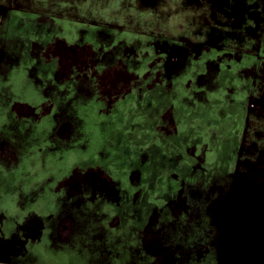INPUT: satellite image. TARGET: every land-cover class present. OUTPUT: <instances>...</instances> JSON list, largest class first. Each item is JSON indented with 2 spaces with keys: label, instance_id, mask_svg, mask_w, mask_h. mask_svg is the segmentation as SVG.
Instances as JSON below:
<instances>
[{
  "label": "rangeland",
  "instance_id": "374dc122",
  "mask_svg": "<svg viewBox=\"0 0 264 264\" xmlns=\"http://www.w3.org/2000/svg\"><path fill=\"white\" fill-rule=\"evenodd\" d=\"M0 14V264H264V0ZM213 97L244 104L233 157Z\"/></svg>",
  "mask_w": 264,
  "mask_h": 264
},
{
  "label": "flooded vegetation",
  "instance_id": "af4514ba",
  "mask_svg": "<svg viewBox=\"0 0 264 264\" xmlns=\"http://www.w3.org/2000/svg\"><path fill=\"white\" fill-rule=\"evenodd\" d=\"M1 15V14H0ZM223 71V76H222V90H224L223 92L226 94V90H228V85L232 86L231 84V80H233V75H232V71L230 69L227 70H222ZM238 93V92H236ZM207 103V114H208V120L212 121V125L213 126H208V132L206 133V136L208 137V139L211 137V132L212 135L214 134L213 137H211V141H212V145H219V142H226V146H228L229 148L231 147L232 150V154L230 155V157L235 156L236 151L233 149L235 146H237V138L239 135L240 130H242L241 125L237 126V122H242L244 119V113H242L244 111V104L243 102H239V101H232L233 104V109H237L238 112L235 111H230L229 109L227 110V114L223 115V111L222 109H220V107L222 106V104H219V100H217V97H213L212 101H208ZM206 106V105H205ZM243 109V110H242ZM234 115H236V117L239 116L238 121H235L234 119L231 120V123L228 124L229 126H222L223 123L228 122ZM225 118H224V117ZM224 118V119H223ZM214 121V122H213ZM218 122L221 125L220 126H216ZM218 136V137H217ZM220 143V144H221ZM228 156V159L230 158Z\"/></svg>",
  "mask_w": 264,
  "mask_h": 264
},
{
  "label": "trees",
  "instance_id": "16d2710c",
  "mask_svg": "<svg viewBox=\"0 0 264 264\" xmlns=\"http://www.w3.org/2000/svg\"><path fill=\"white\" fill-rule=\"evenodd\" d=\"M181 100V99H180ZM170 104H171V106L173 107V109H175V112L176 111H178L180 108H182L183 106L182 105H184L185 103H183L182 101L181 102H178V101H176L175 99L174 100H171L170 101ZM204 105H202V104H199V106L198 107H193V108H191L192 109V111H191V109H190V112H191V114L192 113H194L195 115H197V112L199 111V110H201V107H203ZM189 112V111H188ZM205 113H206V111H204ZM200 113H201V111L198 113V115H200ZM150 116V114H148V115H146V117H144L143 116V118H142V121H144L143 119H146L147 117H149ZM204 118L203 119H209L208 117V115L206 114V116H203ZM137 119V120H136ZM202 119V120H203ZM130 121H135V122H137V124H138V122H139V120H138V118H134V117H131L130 118ZM141 123V122H140ZM139 123V124H140ZM141 127H143V126H141ZM174 127H176V126H174ZM189 126H186L185 128H184V126H181V128H180V131L182 132V131H184L186 128H188ZM173 128V127H172ZM176 129V128H175ZM175 129H173V132H175ZM185 145V144H184ZM219 146H221L220 145V142H219V145H215V150L217 151V155H220V149H219ZM185 148H182L183 149V152H180V154L182 155V157L184 158V160L180 163V165H184V164H186L187 163V161L185 160V159H188V157L189 156H191L190 154H189V152H188V146H184ZM187 147V148H186ZM231 152H232V150H231ZM220 160H221V162L222 161H226L227 159L226 158H224V157H221L220 158ZM9 192H11V191H9ZM15 195H13V199H12V201H13V204H18V203H20V202H22V201H17V199L16 200H14L15 198H16V196L14 197Z\"/></svg>",
  "mask_w": 264,
  "mask_h": 264
}]
</instances>
